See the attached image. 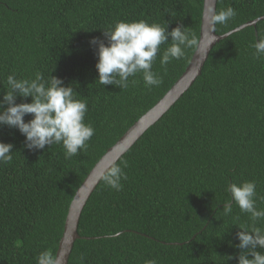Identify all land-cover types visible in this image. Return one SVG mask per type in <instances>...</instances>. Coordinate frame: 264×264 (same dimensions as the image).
<instances>
[{"label":"trees","instance_id":"trees-1","mask_svg":"<svg viewBox=\"0 0 264 264\" xmlns=\"http://www.w3.org/2000/svg\"><path fill=\"white\" fill-rule=\"evenodd\" d=\"M229 6L236 15L216 25L219 34L264 15V0H217L216 11ZM202 8L203 0H0V98L9 74L32 78L40 71L87 101L85 122L95 129L86 150L65 158L61 145L29 150L18 129L0 125V142L13 145V159L0 163V264H36L43 250L55 257L76 189L170 88L195 49L166 71L157 59L159 86L149 90L137 77L122 90L96 80L89 40L107 43L103 29L116 20L157 22L169 31L182 25L198 40ZM259 34L264 18L217 42L193 84L117 160L127 161L122 189L98 182L67 264H237L236 233L248 218L235 205L223 215L227 185L253 180L264 196V57L250 46Z\"/></svg>","mask_w":264,"mask_h":264},{"label":"clouds","instance_id":"clouds-1","mask_svg":"<svg viewBox=\"0 0 264 264\" xmlns=\"http://www.w3.org/2000/svg\"><path fill=\"white\" fill-rule=\"evenodd\" d=\"M235 15L230 6L219 11L210 9L209 31L215 33L217 24L224 25ZM103 35L107 43L98 37L89 40L90 46H95L96 80L103 86L116 85L122 90L136 86L137 77L149 90L159 86L162 77L153 70L157 59L166 71L172 60L184 58L186 50L198 44L195 35L182 25L169 31L165 24L146 20H116L103 29ZM230 35L226 33L225 37ZM162 45L166 47L161 49ZM250 46L254 57H264V34H259ZM6 83L7 91L0 98V125L18 129L25 137L27 149L44 150L46 145H61L65 158L87 149L95 129L90 122H85L87 101L78 98L73 87L55 76L49 75L46 79L40 71L32 78L18 79L15 74H9ZM17 96L30 97L31 101L16 103ZM27 114L32 118L26 122ZM12 149L11 143L0 142V163L13 159ZM124 167H127L126 160L107 159L95 171V176L104 186L120 191L122 181L127 179ZM226 192L230 198L223 204V215L231 216L235 205L248 218L247 223L239 224L240 231L236 233L239 241L236 247L241 250L236 257L237 264H264V208L257 206V200L264 201V196L258 195L253 180L230 182ZM36 264H55V260L49 251L43 250L36 256ZM145 264L158 262L151 259Z\"/></svg>","mask_w":264,"mask_h":264},{"label":"water","instance_id":"water-1","mask_svg":"<svg viewBox=\"0 0 264 264\" xmlns=\"http://www.w3.org/2000/svg\"><path fill=\"white\" fill-rule=\"evenodd\" d=\"M216 3L217 0H203L198 44L181 75L152 107L144 112L106 149L89 170L80 186L76 189L67 209L62 235L59 239L54 257L55 264H67L75 240L81 237L78 233L79 218L87 199L99 182L95 176V171L107 159L118 160L120 156L140 138L144 131L156 122L175 101H177L201 74L204 63L212 47L221 39L225 38L226 33H233L246 26H255L257 21L264 18V15H261L224 33L219 34L216 31L213 33L209 31L208 17L210 9L214 8L216 10Z\"/></svg>","mask_w":264,"mask_h":264}]
</instances>
